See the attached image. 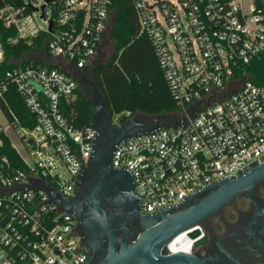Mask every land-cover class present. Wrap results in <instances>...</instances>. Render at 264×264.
I'll return each mask as SVG.
<instances>
[{
  "label": "built area",
  "instance_id": "1",
  "mask_svg": "<svg viewBox=\"0 0 264 264\" xmlns=\"http://www.w3.org/2000/svg\"><path fill=\"white\" fill-rule=\"evenodd\" d=\"M0 8V190L48 182L73 197L87 164L90 126L68 113L80 83L64 67L25 56L69 60L81 71L97 55L115 0H3ZM140 33L151 42L187 129L142 134L117 146L112 164L131 171L140 207L153 215L264 156V82L252 66L264 55V11L256 0H131ZM108 36V35H107ZM106 36V37H107ZM27 46L18 57L7 48ZM9 67L4 70L3 67ZM12 88L35 117L24 126L7 99ZM40 88V91L38 90ZM134 118L110 114L113 125ZM13 137L20 144L15 145ZM6 141L15 156H9ZM233 173V175H232ZM46 192L0 194V264H85L88 250L72 236L76 218L57 213ZM168 251L190 252L189 233Z\"/></svg>",
  "mask_w": 264,
  "mask_h": 264
},
{
  "label": "water",
  "instance_id": "2",
  "mask_svg": "<svg viewBox=\"0 0 264 264\" xmlns=\"http://www.w3.org/2000/svg\"><path fill=\"white\" fill-rule=\"evenodd\" d=\"M109 20L99 52L89 57L84 71L66 59L50 61L35 56L21 59L23 63L31 60L64 67L66 75L78 79L84 97L92 105L87 164L80 166L73 198L57 194L48 182L33 180H27L25 186L0 190V194L25 189L46 192V204L52 202V207H58L57 213L76 218L72 236L79 238L80 246L88 250L87 264H204L207 259L201 263L184 253L167 257L166 245L241 194L251 197L264 178V156L261 163L254 161L239 170L236 177H226L185 198L180 205L153 215L142 214L141 197H138L131 171L115 169L112 164L116 148L142 134L187 129V120L177 114L147 117L140 113L124 124L111 123L106 98L93 76V72L114 56L111 43H105ZM224 238L218 245L231 257L222 247ZM208 259L215 264L219 255L216 260Z\"/></svg>",
  "mask_w": 264,
  "mask_h": 264
},
{
  "label": "trees",
  "instance_id": "3",
  "mask_svg": "<svg viewBox=\"0 0 264 264\" xmlns=\"http://www.w3.org/2000/svg\"><path fill=\"white\" fill-rule=\"evenodd\" d=\"M264 11V0H256ZM4 1L0 0V8ZM115 14L109 35V42L115 46L114 56L95 73V80L106 98L109 113L129 111L133 116L151 117L161 114H177L178 107L160 69L157 56L149 39L140 33L138 17L131 0H115ZM27 46L7 48V55L21 57L29 51ZM8 70L9 67H3ZM252 79L264 82V55L251 68ZM10 107L15 111L22 125L33 126L35 117L26 108L15 88L7 95ZM0 105L6 111L5 104ZM68 113L77 128L90 126L91 103L86 100L82 89L68 104ZM5 152L14 157L15 152L6 141Z\"/></svg>",
  "mask_w": 264,
  "mask_h": 264
},
{
  "label": "flooded vegetation",
  "instance_id": "4",
  "mask_svg": "<svg viewBox=\"0 0 264 264\" xmlns=\"http://www.w3.org/2000/svg\"><path fill=\"white\" fill-rule=\"evenodd\" d=\"M98 70L93 72L94 78ZM198 226L201 229L195 230L198 231L196 234L186 237L193 241L190 252H171L166 249V256L184 253L196 257L201 263L207 259L204 264H213L208 258L216 260L219 255V261H215V264H237L235 261L240 264H264V178L258 182L251 197L247 193L241 194ZM222 238V247L231 257L218 245Z\"/></svg>",
  "mask_w": 264,
  "mask_h": 264
},
{
  "label": "rangeland",
  "instance_id": "5",
  "mask_svg": "<svg viewBox=\"0 0 264 264\" xmlns=\"http://www.w3.org/2000/svg\"><path fill=\"white\" fill-rule=\"evenodd\" d=\"M106 43H110L109 40H107ZM111 45H112V50H113V54H114L115 51H116V49H115V46H114L112 43H111ZM110 58H111V57H110ZM110 58H108L107 60H110ZM107 60H106V61H107ZM0 123H2V124H6V123H7V119H6V117L3 115V113L1 112V110H0ZM13 142H14L15 145H17V146H19V144H20L18 138H15V137H13Z\"/></svg>",
  "mask_w": 264,
  "mask_h": 264
},
{
  "label": "bare ground",
  "instance_id": "6",
  "mask_svg": "<svg viewBox=\"0 0 264 264\" xmlns=\"http://www.w3.org/2000/svg\"><path fill=\"white\" fill-rule=\"evenodd\" d=\"M182 238H184V236L179 237L178 240H181ZM181 250L184 252V250H186V247L183 246Z\"/></svg>",
  "mask_w": 264,
  "mask_h": 264
},
{
  "label": "crops",
  "instance_id": "7",
  "mask_svg": "<svg viewBox=\"0 0 264 264\" xmlns=\"http://www.w3.org/2000/svg\"><path fill=\"white\" fill-rule=\"evenodd\" d=\"M112 23H113V18H112ZM110 32H111V29H110V31L108 32V36L106 37V41L105 42H107V40H109V35H110Z\"/></svg>",
  "mask_w": 264,
  "mask_h": 264
}]
</instances>
